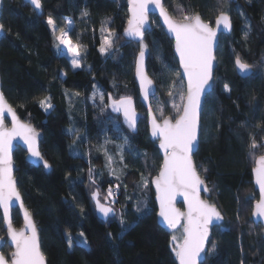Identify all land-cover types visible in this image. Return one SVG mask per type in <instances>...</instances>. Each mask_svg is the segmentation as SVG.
Here are the masks:
<instances>
[{
  "label": "trees",
  "instance_id": "trees-1",
  "mask_svg": "<svg viewBox=\"0 0 264 264\" xmlns=\"http://www.w3.org/2000/svg\"><path fill=\"white\" fill-rule=\"evenodd\" d=\"M41 2L42 15L38 16L22 0H3L0 23L5 36L0 39V78L1 90L20 119L42 132L40 152L52 167L46 174L42 167L25 161L21 148L13 154L18 189L38 228L47 264H177L170 247L172 233L156 222L150 179L157 174L161 157L156 142L148 137L145 115L133 134L107 107L103 113L98 109L102 107L99 96L92 99L97 91L104 94L105 104L108 94L114 99L131 96L136 108L145 113L133 76L140 46L122 37L127 22L125 0ZM163 2L177 20L200 13L212 24L219 14L220 0ZM225 7L230 9L233 28L219 38L214 85L205 99L198 151L193 157L201 177L213 189L210 202L224 217V230L212 229L204 264H241L242 259L245 264H264L263 230L251 219L258 195L251 173L255 157L248 149L250 133L257 142L264 137V0H229ZM84 9L87 16L81 15ZM49 16L57 30L67 27L72 41L82 46L79 68L73 69L56 48L54 33L47 24ZM152 21L155 23L144 40L148 45L147 71L156 84V96L150 104L158 119L167 115L174 118L167 92L173 81L180 87L181 79L175 75L178 64L172 41L156 17L152 16ZM246 25L251 30L245 40ZM102 27L116 33L114 47L105 54L99 51ZM237 55L255 66L247 78L235 72ZM225 84L230 92L225 91ZM45 97L53 105L47 111L39 104ZM124 137L128 138L126 144ZM121 144L123 163L117 147ZM106 151L113 157L111 165ZM263 151L257 149L255 156ZM142 177H147V186ZM111 185L118 187L111 204L115 215L106 222L96 216L91 193L97 190L104 202L100 193ZM121 216L126 221L124 226ZM12 220L15 226L21 225L16 210ZM81 231L87 245L69 248L68 234L79 238ZM213 244L215 251L207 252ZM2 250L6 255L11 249L4 245Z\"/></svg>",
  "mask_w": 264,
  "mask_h": 264
},
{
  "label": "snow or ice",
  "instance_id": "snow-or-ice-1",
  "mask_svg": "<svg viewBox=\"0 0 264 264\" xmlns=\"http://www.w3.org/2000/svg\"><path fill=\"white\" fill-rule=\"evenodd\" d=\"M30 4L39 10L42 8L41 0H29ZM130 16L127 21V27L124 30V36L131 38L139 43V55L136 59V76L140 83V90L145 102L155 99V91L153 81L145 72V58L148 55V45L144 42L145 33L151 30V24L155 21L149 19L150 11L159 10L160 16L163 18L167 30L175 37V52L179 57L180 66L183 74L177 72L175 75L180 77L181 84L177 88L175 81L169 87L167 95L173 99L172 108L176 116L174 123L172 119L164 117L162 122H158L153 115V109L149 104V117L151 123V134L160 140L159 147L164 152L163 164L160 167L159 175L151 182L156 186L157 200L159 201L160 211L158 216L160 222L165 224L169 229L178 230V226L182 227V237L172 235L170 247L179 261V264H204L201 254L205 253V242L209 240L212 227H218L223 231V226L215 222L223 221V215L217 208L200 198L201 189L204 192H211L206 180L201 177L194 163L193 157L198 151L199 132L201 130V112L202 97L208 88L211 87L210 81L213 79V63L216 59L214 54L219 41V35L223 31L232 30V22L230 17V9L225 7L229 4V0H220L215 18V27L205 22L200 13L192 15H184L179 21L173 19L168 12L163 0H128ZM250 2V0H249ZM154 6V8H150ZM82 16H87V9L82 10ZM245 14L241 12V16ZM47 24L55 33L56 23L49 16ZM71 25V21L67 22ZM250 25H246L243 35L245 40L248 38ZM4 31V25L0 23V32ZM102 32L107 31L108 35L102 38L99 51L101 54L109 53L114 47L113 37L116 33L102 27ZM55 39L59 45L67 48L71 54V63L73 68L81 66L79 43H74L69 37L67 27L60 29L59 35ZM235 65L240 73L249 74L252 72L254 65L244 62L239 55L235 57ZM186 79V91L183 81ZM95 87V86H94ZM224 89L230 92L227 84ZM77 95H79L77 93ZM99 96L102 105L101 112L104 108L111 107L114 112L122 113L125 123L130 130H135L138 122V114L133 107L131 96L121 97L119 100H113L112 96H108L110 104H105V96L102 92H94L92 99ZM178 98L179 102H176ZM39 104L47 111L53 105L50 98L45 97L39 100ZM159 110V103L157 104ZM5 113L11 117V127L5 124ZM261 125H257L260 128ZM70 132L75 130L69 129ZM118 131V129H117ZM39 133L32 128L31 124L22 122L13 107L8 104L5 95L0 90V209L3 211V220L7 225V235L11 241L14 251L10 254V261L6 259L3 252V246L6 241L0 237V264H45V257L41 251V244L38 236V230L35 223L31 219L30 213L24 207L21 193L18 190V182L13 176L14 163L12 152L14 148L13 141L22 140L27 146L29 158H35V162H43L45 169L50 168V164L38 148ZM77 138H79L77 132ZM251 142L248 145L249 153L255 157V167L253 173L255 175L256 184L259 185L260 199L256 202L253 209V217L264 218V155L255 156L257 149H264V137L257 142L254 134L250 133ZM128 141L124 137V143ZM111 141H105L109 143ZM120 154V162L123 163V144L117 146ZM107 155L108 165L113 163V157ZM147 157V153L144 154ZM127 167V165H125ZM207 172V169H204ZM92 170L89 169L91 177ZM112 174V173H110ZM143 180V177L141 178ZM145 186L148 181L143 180ZM95 183V181H93ZM111 189L105 200L111 203L109 197H112ZM177 195L184 197L187 205V212H181L174 205ZM92 199L96 202V208L102 214L107 222V218L115 215V210L107 204L101 203L99 200V192L91 193ZM19 202L21 210L24 213L26 228L16 231L12 227L11 210ZM140 209L137 208V211ZM183 218V220H182ZM120 224L124 226L126 221L120 217ZM111 235V233H109ZM69 248L87 245V239L84 232L79 233V238H74L70 233L67 236ZM215 244L207 252L215 251ZM243 253V249L241 248ZM241 264H245L241 260Z\"/></svg>",
  "mask_w": 264,
  "mask_h": 264
},
{
  "label": "water",
  "instance_id": "water-1",
  "mask_svg": "<svg viewBox=\"0 0 264 264\" xmlns=\"http://www.w3.org/2000/svg\"><path fill=\"white\" fill-rule=\"evenodd\" d=\"M22 1H23L24 3L29 4L30 7L36 12V14H37L38 16H41V15H42V8L39 9V10H37V9H35V7H34L33 5L30 4L29 0H22ZM125 4H126V7H127V21H128V18H129V16H130V13H129V11H128V9H129V2H128V0H125ZM2 6H3V0H0V14H1ZM150 8H154V6H150ZM167 10H168V9H167ZM168 12H169V11H168ZM169 13H170V12H169ZM170 14H171V13H170ZM152 16L156 17L159 26L162 28V30H163V32L166 34V36L172 41V47H173L174 57H175V59H176V61H177V64H178V70H179V73H181V75H182V74H183V69H182L181 66H180L179 57H178L177 53L175 52V37H174L172 34H170V33L168 32V30H167V26L164 24V22H163V18L160 16V13H159V10H158V9H155L154 11H150V13H149V19H150L151 21H152ZM172 17H173V16H172ZM173 19H175V18L173 17ZM175 20H177V19H175ZM177 21H179V20H177ZM205 22H206V21H205ZM231 22H232V20H231ZM211 25H212L213 27L216 26V25H215V19H214V21H213V23H212ZM127 26H128V25H127V22H126V24H125V26H124V29L122 30V37H123L125 40L135 42V41L132 40L131 38H128V37H125V36H124V30H125V28H126ZM150 27L152 28V24H151ZM232 28H233V24H232ZM231 31H232V30H231ZM231 31H230V32H229V31H223L222 34L219 35V38H220L221 35H228V34H230ZM4 36H5V31L0 32V39H1L2 37H4ZM135 43H137V42H135ZM218 44H219V41H218ZM218 44H217V47H218ZM217 47H216L215 52H214L215 56H216V50H217ZM138 55H139V51L136 53V56H135V61H134V73H133V76H134V81H135V84H136V87H137V90H138V102H139V103L142 105V107L144 108L145 113L143 114L141 111H139V110L136 108V100L132 97V100H133V107H134L136 113L138 114V122H137V126H138L139 121L144 117V115H145V117H146L147 130H148V137H149L150 141H152V142H156V148H157V151H158V153H159V155H160V157H161V164H160V167H161L162 164H163L164 152H163V150L160 149V147H159L160 140H159L158 138H156V137H153L152 134H151V123H150V117H149V104H150V102H145V101H144L143 96H142V93H141V90H140V83H139V80L137 79V76H136V59H137ZM147 59H148V57H147V55H146V58H145V72L147 73L148 77L153 81V79L150 77V75L148 74V71H147ZM263 65H264V52H263ZM216 67H217V60L215 59V61H214V63H213V79H212V81H210L211 87L208 88V89L206 90L205 95L202 97V111H203V108H204V103H205L206 96L211 92V90H212V88H213V85H214V73H215V69H216ZM234 67H235V72H236V74H237L239 77H241V78H247V77H249V76L252 74V72H253V70H252V72L249 73V74H242V73H240L239 70L237 69L236 65H235V60H234ZM183 83H184V89H185V91H186V87H187V81H186V79H184ZM153 85H154V91H155V94H156V84H155L154 81H153ZM0 90H1V78H0ZM109 95H111V94H108V95H107V104H110V103H111V101L108 100V96H109ZM111 96H112V95H111ZM112 98H113V97H112ZM119 99H120V98H119ZM119 99H114V98H113V100H119ZM150 100H151V99H150ZM8 104H9V103H8ZM107 108H108V110L110 111L111 114L120 117V120H121L122 125H123L128 131H130V132L133 133V134L136 133V131H137V127H136V129H135L134 131H133V130H130L129 127H128V125L125 123V119H124V116H123L122 113L114 112V111L111 109V107H107ZM13 109H14V108H13ZM14 110H15V109H14ZM201 114H202V112H201ZM153 115L155 116V118L157 119L158 122H162V119H163L164 117H167V118H169V119H172V121H173V123H174V118H172L170 115L164 116V117H162V118H160V119H158V118L156 117L154 111H153ZM17 116H18V114H17ZM18 118L20 119L19 116H18ZM20 120H21L22 122H26V121H24V120H22V119H20ZM26 123H29V122H26ZM5 124H6V126L9 127V128L11 127V117L8 116L7 113H5ZM29 124H31L32 128H34L35 131H36L37 133L40 134V135H39V138H38V148H39V151H40V142H41V140H42V138H43L42 132L39 131V130H37V129L35 128V126H34L32 123H29ZM199 138H200V132H199ZM13 144H14V148H13V152H12V157H13V154H14L15 150H16L17 148H21L22 150L25 151V158H24V159H25V161H26L27 163H29V164H31V165H33V166H35V167H39V166L42 167L43 171H44L46 174H48V173L51 172L52 167H50V168H48V169H45V168L43 167V162H39V163H37V162H35V158H29V154H28V151H27V146L23 144V141H22V140L16 139V140L13 141ZM261 155H264V151H263V153H262ZM193 160H194V159H193ZM13 163H14V172H13V176H14V178L17 180V176H16V164H15V162H14V158H13ZM50 166H51V165H50ZM255 166H256V165H255V162H254V165H253V167H252V171H251V173H252V185H253L254 190L257 192L258 198H257V200H255V201L253 202V204H252L251 219H252V221H253L254 224H256V225H260V226L262 227V230H263V238H264V218L253 217V215H252V212H253V209H254V207H255V204H256V202L260 199V189H259V185L256 184L255 175H254V173H253V168H254ZM160 167H159V170H158L157 174L154 175V176L150 179V185H151V188L153 189V194H154L153 199H154V202H155V205H156V222H157V224H158L162 229H164L167 233H173V232H175L176 230L169 229L165 224H162V223L160 222L161 218L158 216V213H159V211H160V205H159V201L157 200L156 186H155V184H153V183L151 182L156 176L159 175ZM207 186H208V185H207ZM18 190H19V189H18ZM94 191H97V190H94ZM21 198H22V196H21ZM200 198H201L202 200L206 201L207 203L212 204V203L210 202V200H209V199H210V192H204V191L201 189V191H200ZM91 200H92V203H93V205H94V210H95V214H96V216H97L100 220H102V221H106L105 218H103L102 214L99 213V211L97 210V208H96V202L92 199V197H91ZM22 201H23V199H22ZM100 202H101V201H100ZM101 203H102V202H101ZM23 204H24V202H23ZM174 205H175V207H176L177 209H179L181 212H187V205L185 204L184 197H183L182 195H177V196H176V199H175V201H174ZM212 205H214V204H212ZM108 206H109V205H108ZM214 206L216 207V205H214ZM24 207L26 208L25 205H24ZM110 207H111V206H110ZM216 208H217V207H216ZM26 209H27V208H26ZM14 210H16V211L18 212L19 217H20V219H21V225H20L19 227L15 226V225L13 224L12 213H13ZM27 210H28V209H27ZM217 210H218V209H217ZM218 211H219V210H218ZM28 212L30 213L29 210H28ZM219 212H220V211H219ZM30 216H31V219L33 220V222L35 223V221H34L33 216H32L31 213H30ZM112 216H114V215H112ZM112 216H110V217H112ZM110 217H109V218H110ZM0 218H1V221H2V231L4 232V234H3V235H0V237H3V238L5 239V241H6L5 245H7V246L11 249V250L5 255V256H6V259H8V260L10 261V254H11V252L14 251V247L11 246V241H10L8 235H7V225L4 223V220H3V211H2V209H0ZM107 219H108V218H107ZM182 220H183V218H182ZM11 222H12V227H13L16 231H18V232L21 231V230H24V229L26 228V225H25V219H24V213H23V210H21V208H20V204H19V202H16L15 207L11 210ZM223 222H224V219H223V221H218V222H215V223H216V224H219V225H222ZM35 225H36V223H35ZM214 227H215V226H214ZM214 227H212V229H213ZM36 228H37V226H36ZM179 228H182V227L178 226V229H179ZM212 229H211V231H210L209 240L211 239ZM37 230H38V228H37ZM182 232H183V229H182ZM38 236H39V231H38ZM39 240H40V236H39ZM209 240L205 242V248H206V246H207ZM40 244H41V241H40ZM41 251H42V250H41ZM43 255H44V254H43ZM44 257H45V256H44ZM201 258H202L203 260H205L204 253L201 254ZM176 259H177V258H176ZM45 264H47L46 258H45ZM177 264H179V261H178V260H177Z\"/></svg>",
  "mask_w": 264,
  "mask_h": 264
},
{
  "label": "rangeland",
  "instance_id": "rangeland-1",
  "mask_svg": "<svg viewBox=\"0 0 264 264\" xmlns=\"http://www.w3.org/2000/svg\"><path fill=\"white\" fill-rule=\"evenodd\" d=\"M51 28V27H50ZM51 30H52V32L54 33V31H53V29L51 28ZM59 33H60V31L59 30H57V28H56V31H55V33H54V38L56 37V35H59ZM108 35V32L107 31H105L104 33H103V35H102V38L104 37V36H107ZM115 38V36L113 37V39ZM59 44V42L55 39V45H56V48L60 51V53L61 54H64L68 59H69V61H70V64H71V67H72V63H71V59H72V57H71V54H69L68 53V51H67V48L65 47V46H63V45H59V46H57ZM80 58V57H79ZM73 68V67H72ZM73 69H76V68H73ZM98 96V95H97ZM177 101V100H176ZM172 104H173V100L171 99V108H172ZM98 109L99 110H101V106H98ZM108 109V108H107ZM174 111V109L172 108V112ZM146 180H147V177H146ZM144 186H145V184H144ZM109 189H111V191H112V193H113V195H112V197H109V200H111V203L109 204L108 203V201H106L105 200V197H107L108 196V191H109ZM117 189H118V187L116 186V185H111V186H108L104 191H102L100 194H101V197H102V199L104 200V202H102V203H104V204H107V205H109V206H111V204H114V201H115V199H116V193H117ZM99 198V197H98ZM112 207V206H111ZM113 208V207H112ZM114 209V208H113ZM114 217V216H113ZM182 228H179L178 230H176L175 232H173L172 233V235H176L177 237H182Z\"/></svg>",
  "mask_w": 264,
  "mask_h": 264
}]
</instances>
